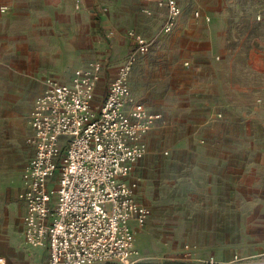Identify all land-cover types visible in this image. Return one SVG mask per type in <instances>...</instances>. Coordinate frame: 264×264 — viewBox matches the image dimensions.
Listing matches in <instances>:
<instances>
[{
  "label": "rangeland",
  "instance_id": "obj_1",
  "mask_svg": "<svg viewBox=\"0 0 264 264\" xmlns=\"http://www.w3.org/2000/svg\"><path fill=\"white\" fill-rule=\"evenodd\" d=\"M83 1L13 0L1 11L0 0V239L20 235L16 193L32 155L27 117L44 78L66 77L103 55L104 87L134 53L131 91L165 119L146 136L133 170L137 198L152 210L135 235L139 251L174 256L190 244L201 257L257 254L264 248V0H177L180 14L167 33L166 15L144 13L145 3ZM95 6L100 30L88 10ZM129 31L147 40L145 53ZM230 76L242 82L236 92Z\"/></svg>",
  "mask_w": 264,
  "mask_h": 264
},
{
  "label": "built area",
  "instance_id": "obj_2",
  "mask_svg": "<svg viewBox=\"0 0 264 264\" xmlns=\"http://www.w3.org/2000/svg\"><path fill=\"white\" fill-rule=\"evenodd\" d=\"M145 1L166 8L162 31H171L180 14L177 0ZM75 2L79 6L80 0ZM128 35L137 52L148 50L140 34ZM134 61L129 54L117 67L100 102L95 99L100 60L75 68L68 82L47 78L34 98L26 138L33 154L18 193L25 243H46L45 264H264V252L199 258L190 244L171 260L154 262L139 251L135 235L151 209L138 200L139 178L131 174L146 155L144 136L163 115L132 97Z\"/></svg>",
  "mask_w": 264,
  "mask_h": 264
},
{
  "label": "crops",
  "instance_id": "obj_3",
  "mask_svg": "<svg viewBox=\"0 0 264 264\" xmlns=\"http://www.w3.org/2000/svg\"><path fill=\"white\" fill-rule=\"evenodd\" d=\"M139 2H142V3H145L146 5L144 6V8H142V11L145 13V10H148L151 12V14H153L155 12V10H158L160 12V14H162L163 16L166 15V8L163 7V6H158L157 4L153 3V2H149V1H145V0H137ZM12 2L13 0H4V5H5V8L8 7V8H11L12 7ZM80 7H83L84 6V1L83 0H80ZM90 12H93L94 13V26L96 27L97 30H100L101 29V25H100V22H96V20H98V15L100 14L99 12V8L97 6H95L94 8H89L88 9ZM3 11V10H1ZM98 14V15H97ZM150 14V15H151ZM177 22V21H176ZM176 26V23L174 25V27ZM173 27V28H174ZM173 28L171 29V31L173 30ZM169 31V32H171ZM0 33L3 34L4 33V28L3 26H0ZM109 35H112L109 34ZM109 35H104V39L106 41H108V36ZM129 37V36H128ZM131 40H132V43H134L133 39L131 37H129ZM3 37L0 36V42L3 41ZM135 44V43H134ZM128 56V55H127ZM126 56V57H127ZM125 57V59H126ZM124 59V60H125ZM91 60H100L104 63V67L102 69V76H101V80L99 81L98 85H97V88H96V94H95V99L97 102H100V100L102 99V97L104 96L105 92H106V89L108 87V84L110 82V80L112 79V77L114 76L116 70L114 71V74L110 76V80L108 81V83L106 85H104L103 87V81H104V78L106 77V69H107V59L105 57H103V55H100V56H97V57H94L92 59H88V60H85L81 63H79L78 65H76L71 71L70 73L64 77V76H61L59 74H50L48 76H46L43 80V84L42 86L40 87V89L38 90L37 94L35 95V97L43 90L44 88V83H45V80L47 78H54L58 81H61V82H68L70 80V77L74 71L75 68L77 67H80V66H84L87 64L88 61H91ZM135 63H136V60L134 61L133 63V66H132V69H131V72L135 66ZM185 63H187L186 65H188V61H186ZM117 69V68H116ZM131 72H130V76H129V87H130V91H131V86H130V77H131ZM234 76V75H233ZM231 79H229V84H231V87L233 88V90L236 92L238 91L240 88H241V84L242 82L240 81V79H236V78H233L232 79V76H230ZM102 87L104 88V92H103V95L102 97L100 98V100H97L98 96H99V92H102ZM131 94H132V97L134 98V100L136 101H139L141 102L140 100L136 99V97L133 95L132 91H131ZM34 97V98H35ZM34 100V99H33ZM143 103V102H141ZM149 110L150 107L143 103ZM32 105H33V101H32ZM32 105H31V108H32ZM30 108V110H31ZM29 110V112H30ZM153 111V110H151ZM28 112V114H29ZM159 112V111H157ZM161 113V112H160ZM165 119L162 118V121H160L159 123H157L153 128H155L156 126H159L162 122H164ZM27 127H28V135L31 133V129H30V126L28 124V117H27ZM152 128V129H153ZM151 129V130H152ZM150 130V131H151ZM149 131V132H150ZM148 132V133H149ZM148 133L144 136L143 138V143L146 145L147 147V144H146V136L148 135ZM28 135L26 136V138L28 137ZM26 138H25V142H26ZM26 144L32 149V154H33V147L31 145H29L27 142ZM32 156V155H31ZM145 157V156H144ZM143 157V158H144ZM31 158V157H30ZM141 160V159H140ZM139 160V161H140ZM29 161V160H28ZM27 161V162H28ZM138 163V162H137ZM136 163V164H137ZM135 164V165H136ZM26 165V164H25ZM24 165V166H25ZM24 168V167H23ZM23 168H22V171H23ZM135 168V166H134ZM134 170V169H133ZM22 171H21V183H20V188L18 190V192L16 193V200L18 201V203H20L21 205V208H22V214H21V217H20V235L18 236L17 235V240H15L14 242L10 241L8 236L5 235L4 236V239H0V264H45L47 259H48V248H47V245L46 243H43L42 245L38 246V247H31L29 245H27L24 241V238H23V234H22V216H23V213H24V204L22 201L19 200L18 198V193L19 191L21 190L22 188ZM131 177H136L133 175V171H132V174H131ZM139 178V177H138ZM140 180V178H139ZM151 209V208H150ZM152 211V210H151ZM152 214V213H151ZM151 217V215H150ZM149 217V218H150ZM148 221V220H147ZM147 223V222H146ZM142 229V228H141ZM139 229V231L141 230ZM5 230V229H4ZM3 230V231H4ZM138 231V232H139ZM46 249V254L44 253V249ZM183 252V249L180 253H178V255H174V256H164V257H158V258H155V257H148L150 260L152 261H161V260H171V259H175V258H178ZM261 252H264V248L262 250H260L259 252H256V253H261ZM196 256L199 257V258H206V257H209V256H214L215 258H218V259H228L230 258L232 255H228V256H217V255H214V254H209L207 255L206 257H201L199 254H197L195 252ZM254 254V253H253ZM246 255H251L250 254H246Z\"/></svg>",
  "mask_w": 264,
  "mask_h": 264
}]
</instances>
